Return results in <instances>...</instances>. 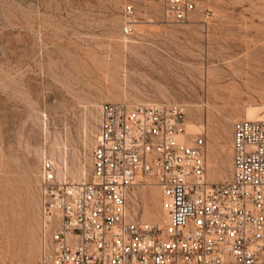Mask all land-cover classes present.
Masks as SVG:
<instances>
[{"label": "rangeland", "instance_id": "rangeland-1", "mask_svg": "<svg viewBox=\"0 0 264 264\" xmlns=\"http://www.w3.org/2000/svg\"><path fill=\"white\" fill-rule=\"evenodd\" d=\"M124 1L0 0V264H42L40 161L88 177L101 104L184 106L185 138L206 139L210 182L232 175L234 122L264 118V0H200L179 24L134 0L132 38L121 33ZM129 203L134 218L167 222L154 180Z\"/></svg>", "mask_w": 264, "mask_h": 264}, {"label": "built area", "instance_id": "built-area-1", "mask_svg": "<svg viewBox=\"0 0 264 264\" xmlns=\"http://www.w3.org/2000/svg\"><path fill=\"white\" fill-rule=\"evenodd\" d=\"M166 23L186 22L200 0H154ZM122 35L138 23L124 1ZM185 107L99 106L91 174L59 177L48 156L38 173L42 264H264V120L233 124L232 175L210 182L207 142L187 140ZM152 179L167 207L164 225L134 218L129 197Z\"/></svg>", "mask_w": 264, "mask_h": 264}, {"label": "bare ground", "instance_id": "bare-ground-1", "mask_svg": "<svg viewBox=\"0 0 264 264\" xmlns=\"http://www.w3.org/2000/svg\"><path fill=\"white\" fill-rule=\"evenodd\" d=\"M249 110V109H248ZM254 111V109H252ZM250 112V111H249ZM252 112V111H251ZM246 119H249V120H264L263 116H259V115H255L254 113L253 114H250L249 116L246 115ZM81 171V170H80ZM82 173V172H81ZM75 175V174H74ZM73 175V176H74ZM76 178V177H75Z\"/></svg>", "mask_w": 264, "mask_h": 264}]
</instances>
